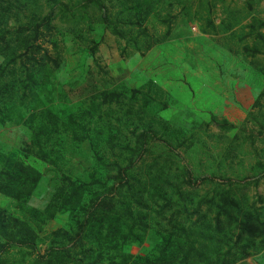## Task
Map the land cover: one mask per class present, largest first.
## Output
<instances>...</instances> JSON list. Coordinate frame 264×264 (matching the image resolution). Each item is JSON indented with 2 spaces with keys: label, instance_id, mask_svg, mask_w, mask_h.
Masks as SVG:
<instances>
[{
  "label": "rangeland",
  "instance_id": "rangeland-1",
  "mask_svg": "<svg viewBox=\"0 0 264 264\" xmlns=\"http://www.w3.org/2000/svg\"><path fill=\"white\" fill-rule=\"evenodd\" d=\"M11 2L0 28L17 56L0 77V169L21 160L41 179L27 199L0 192V228L30 234H0V264H41L56 229L73 237L68 264L95 249L75 232L79 214L58 204L79 182L85 207L136 218L121 227L136 236L120 244L131 262H155L163 237L186 228L230 247V264H264V233L243 226L264 228V0ZM102 91L122 94L92 108ZM183 251L167 260L187 264Z\"/></svg>",
  "mask_w": 264,
  "mask_h": 264
},
{
  "label": "trees",
  "instance_id": "trees-1",
  "mask_svg": "<svg viewBox=\"0 0 264 264\" xmlns=\"http://www.w3.org/2000/svg\"><path fill=\"white\" fill-rule=\"evenodd\" d=\"M12 4L11 0H0V27L3 23L2 19L5 18V14L10 10ZM45 19H48V17H45ZM38 26L37 24L34 29L35 32H38ZM21 30L25 29L21 28L20 31ZM7 33L8 30H2L0 28V52L7 58L5 63L0 66V77L7 70V66L15 61L17 56L15 46L11 45L9 41L5 42V35ZM19 33L20 32H18L17 36H20ZM23 45L27 48L26 44ZM121 94L122 93L116 91H102L98 94L99 96L93 95L91 97L90 105L92 108L99 109L103 104L114 101L117 102ZM55 118L56 117H53V115L49 113L47 122L52 123L56 120ZM40 130L34 134V141L37 144L41 143L39 137L41 134ZM80 139H84V135L82 137L80 136ZM40 179L41 173L37 168L20 160L14 164L12 169H0V192L15 199H27L32 196L38 188ZM82 185L83 183L79 182L77 186H70L68 193H62L60 197L61 203L58 204L59 208L74 210L79 214L81 222L76 226L75 232L84 230L87 241L94 243L95 249L90 246L86 247L83 252V257L70 261V264H138L136 259H133L131 262V258H133L132 255L121 251L120 247V244H124L126 240H131L136 237L131 231L123 233L121 230L122 226L125 228L128 226L130 229L135 227L137 224L136 218L128 217V222L124 220L117 211H114L113 214H109L110 211L107 210L106 213L101 215L97 206L92 207V209L85 207L80 201L83 195ZM126 214L130 215V212L126 211ZM243 226L247 227V235L249 237L264 233V231H262L264 228L260 227L259 223H253L252 220L250 221V218H247ZM5 227V225L1 226L0 234L7 241L25 242L26 238L30 235L27 234L28 237L25 238L23 237L24 235L21 234H26L27 230L22 231L20 230L21 228H18L15 232H8ZM119 232L122 233L121 236H119ZM53 234L56 245L48 247L46 250L47 252L44 253L43 257L41 256V264H68L70 256L69 251L62 247L66 240H72L73 237L67 230L62 231L61 229H56ZM177 235H179V233L172 232L170 236L163 237L162 240H164V244L168 247L164 246V248L160 250V257L158 256L159 258L155 262L147 260L145 264H171L169 260L172 257L170 256L174 251L178 250H184L180 258V263L211 264L212 261H209V251L216 253L217 259L221 260L220 264L232 263V259L229 260L225 258L229 253L230 247L221 253V246L214 243L218 241L214 236L197 231L190 232L186 228L183 229V234L179 239L176 238ZM190 236L193 238H190ZM77 239L80 244L83 243L80 242V238ZM205 241H208V243ZM262 248H264V242L261 246H257V250L259 251ZM170 249H173V251L171 252ZM220 255H222V259H219ZM32 264H40L39 259L34 260Z\"/></svg>",
  "mask_w": 264,
  "mask_h": 264
}]
</instances>
